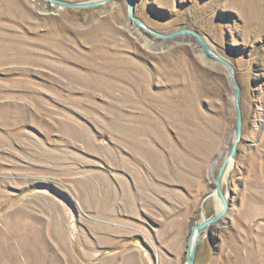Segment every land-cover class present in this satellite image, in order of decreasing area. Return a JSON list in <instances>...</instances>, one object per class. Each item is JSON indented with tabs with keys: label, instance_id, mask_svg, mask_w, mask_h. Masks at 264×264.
I'll return each mask as SVG.
<instances>
[{
	"label": "rangeland",
	"instance_id": "rangeland-1",
	"mask_svg": "<svg viewBox=\"0 0 264 264\" xmlns=\"http://www.w3.org/2000/svg\"><path fill=\"white\" fill-rule=\"evenodd\" d=\"M87 2L91 0H65ZM230 62L243 135L195 264H264V0H135ZM129 0H0V264H187L235 138L229 68ZM215 196V197H214Z\"/></svg>",
	"mask_w": 264,
	"mask_h": 264
},
{
	"label": "water",
	"instance_id": "water-1",
	"mask_svg": "<svg viewBox=\"0 0 264 264\" xmlns=\"http://www.w3.org/2000/svg\"><path fill=\"white\" fill-rule=\"evenodd\" d=\"M51 3L56 4L63 8H74V9H82V8H89V7H97L100 6L108 1L111 0H91L87 2H70L65 0H49ZM134 1L135 0H129V19L135 23V25L142 30L149 31L150 33L154 34L157 37L163 38V39H169L171 37H176L179 35L184 34H194L197 39L200 42L201 48L203 53L213 60H217L219 62H222L227 68H229L232 82L235 86V106H236V125H235V138L233 141V144L230 148V151L228 155L226 156L219 173L216 176L215 179V192L219 200L221 201V209L220 211L215 214L214 216L204 219L202 222L195 224L191 227L189 239H188V246L186 250V263L187 264H195V257L197 253V247L199 240L203 233H205L210 226L219 223L223 217L226 215L229 207L228 203V197L226 193L223 191V182L226 177V174L229 170L230 165L235 160L239 143L242 140L243 135V114L240 106V99H241V87L239 83L236 80L235 77V71L233 65L228 62L227 60L220 57L216 52H214L209 44L204 40V38L191 30H180L178 32L172 33V34H160L155 31H153L151 28H149L144 22H142L139 18L135 16V9H134Z\"/></svg>",
	"mask_w": 264,
	"mask_h": 264
},
{
	"label": "bare ground",
	"instance_id": "bare-ground-1",
	"mask_svg": "<svg viewBox=\"0 0 264 264\" xmlns=\"http://www.w3.org/2000/svg\"><path fill=\"white\" fill-rule=\"evenodd\" d=\"M228 172H229V170H228ZM227 172V173H228ZM227 175V174H226ZM225 180V179H224ZM215 197V196H214ZM216 206H217V211L219 212L220 211V209H221V205H220V202L217 200L216 201Z\"/></svg>",
	"mask_w": 264,
	"mask_h": 264
}]
</instances>
